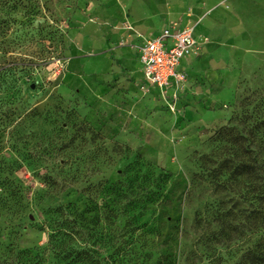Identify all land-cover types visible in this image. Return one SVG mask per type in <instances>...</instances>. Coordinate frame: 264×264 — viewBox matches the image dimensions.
I'll return each mask as SVG.
<instances>
[{"label": "rangeland", "instance_id": "374dc122", "mask_svg": "<svg viewBox=\"0 0 264 264\" xmlns=\"http://www.w3.org/2000/svg\"><path fill=\"white\" fill-rule=\"evenodd\" d=\"M167 26L193 30L197 55L164 95L138 54ZM230 126L246 148L218 140ZM249 158L264 166V0L0 7V262L60 230L109 264H241L264 235L246 228L263 182L214 172Z\"/></svg>", "mask_w": 264, "mask_h": 264}, {"label": "trees", "instance_id": "16d2710c", "mask_svg": "<svg viewBox=\"0 0 264 264\" xmlns=\"http://www.w3.org/2000/svg\"><path fill=\"white\" fill-rule=\"evenodd\" d=\"M10 4L11 0H0V7L9 6ZM217 137L218 140H231L232 143L239 144L241 147H243L244 144V148H246L245 140L247 141L248 139L247 136L240 133L234 126L224 128L217 134ZM254 138L256 139L257 137L254 135ZM249 149H251V147ZM252 161L253 158L240 162H224L214 174L218 176V178H221V173H228L230 176L229 181L224 182L223 184L230 185V187H233L241 181H246L252 186L257 185L260 181L261 183L263 182V188L260 190H257L256 188L249 189L247 199L250 200L252 197L256 199V194L258 191L262 190L260 194L262 196H258L257 201L264 203V166L258 161ZM259 217H262L260 212L258 214L253 213L246 219V228L249 229V232L251 231V233L255 232V234H258V231H264V218L261 219ZM70 239L64 234V232L57 230L56 232H53L52 236L49 238L47 246L45 248L34 250V255L32 252L27 251L20 253L16 257L12 256L11 258L0 262V264H52V260H57L59 264H109L110 259L106 260V258L102 257L99 253L93 251L85 250L76 253L68 252L66 246ZM111 259L113 260L114 258ZM129 263L131 264L128 256L120 255L117 257V260L115 259L113 264ZM260 263H264V235L253 249L248 250L241 262V264Z\"/></svg>", "mask_w": 264, "mask_h": 264}, {"label": "built area", "instance_id": "2783aa9c", "mask_svg": "<svg viewBox=\"0 0 264 264\" xmlns=\"http://www.w3.org/2000/svg\"><path fill=\"white\" fill-rule=\"evenodd\" d=\"M196 55L195 35L191 29L171 26L160 36L149 39L139 51L147 89L164 95L181 92L188 81L182 65Z\"/></svg>", "mask_w": 264, "mask_h": 264}, {"label": "crops", "instance_id": "0c3cea01", "mask_svg": "<svg viewBox=\"0 0 264 264\" xmlns=\"http://www.w3.org/2000/svg\"><path fill=\"white\" fill-rule=\"evenodd\" d=\"M169 27H171V26L164 27V28H162L159 32L154 33V34L150 37V39H153V38H156V37L160 36V35L162 34V32H164V31H165L167 28H169ZM139 51H140V49H139ZM193 60H194V59H188V60H186V61L183 63V65H182V70H183L187 75H188V66H189V64H190ZM138 61H139V54H138ZM139 65H140V63H139ZM140 71H141L142 79H143V82H144L143 70H142L141 65H140Z\"/></svg>", "mask_w": 264, "mask_h": 264}]
</instances>
